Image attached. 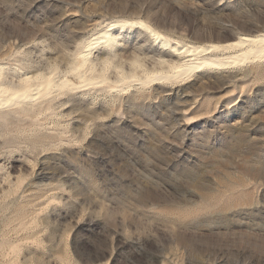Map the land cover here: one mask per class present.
<instances>
[{"label": "rangeland", "instance_id": "374dc122", "mask_svg": "<svg viewBox=\"0 0 264 264\" xmlns=\"http://www.w3.org/2000/svg\"><path fill=\"white\" fill-rule=\"evenodd\" d=\"M136 21L223 45L264 33V0H0L1 81L77 84L85 43ZM117 31L96 69H154L152 40ZM77 89L0 109V264H264V61Z\"/></svg>", "mask_w": 264, "mask_h": 264}, {"label": "bare ground", "instance_id": "6f19581e", "mask_svg": "<svg viewBox=\"0 0 264 264\" xmlns=\"http://www.w3.org/2000/svg\"><path fill=\"white\" fill-rule=\"evenodd\" d=\"M126 26L137 29L140 33L146 35L152 40L159 52L156 58L153 61L151 60L153 67L155 66L154 69L148 70L138 59H134L131 64L140 69V76L135 72H132L131 75H125L118 69L121 72V78L112 82L103 70L96 69L98 65L95 66V61L101 57L103 58V56L107 58L118 57L120 53L119 40L122 41L123 37H120L121 32L118 33L117 30H122ZM98 47H100V52L94 57L92 52ZM75 58L77 60L76 66L72 68L71 74L82 80L77 84L69 81L64 75L62 78L60 76L57 79L30 76V78L23 79L20 87L15 89L16 86L7 87L6 82L5 84L2 82L4 81L2 79L3 70L0 68V109L16 107L21 104H32L37 99L49 96L55 90L75 91V89L85 86H102L112 92L130 87L134 82H137L140 86L150 83H172L185 80L202 71L221 70L263 62L264 33L239 36L236 40L223 45L198 46L174 42L143 21L119 22L94 35L89 42L85 43ZM174 58H178L180 61L177 62ZM79 85L81 86L79 87Z\"/></svg>", "mask_w": 264, "mask_h": 264}]
</instances>
